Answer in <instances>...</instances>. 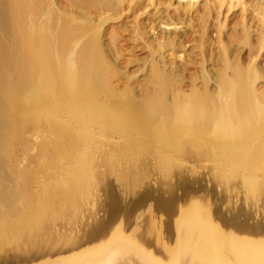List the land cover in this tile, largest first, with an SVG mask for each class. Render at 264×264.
<instances>
[{"label":"bare ground","instance_id":"6f19581e","mask_svg":"<svg viewBox=\"0 0 264 264\" xmlns=\"http://www.w3.org/2000/svg\"><path fill=\"white\" fill-rule=\"evenodd\" d=\"M104 156L264 194V0H0V264H264V226L197 196L129 223L150 199L146 168H113L119 191L100 177L91 223ZM75 197L94 212L80 201L90 224L65 238L48 219Z\"/></svg>","mask_w":264,"mask_h":264},{"label":"rangeland","instance_id":"374dc122","mask_svg":"<svg viewBox=\"0 0 264 264\" xmlns=\"http://www.w3.org/2000/svg\"><path fill=\"white\" fill-rule=\"evenodd\" d=\"M97 145H99V144H97ZM105 157V158H104ZM104 157H102V159L100 158V159H98V162L96 161H93L92 163H93V167L96 165V167H98L97 168V170L95 169L96 167H94L92 170H93V172L95 171L96 173V180L99 182V180H101L100 179V177H104V176H108V177H106L108 180L109 179H111L112 180V184H114V187L112 186L111 188L113 189H115V190H118L119 191V189H118V187L116 186V183L113 181L114 179H116V177H117V175H118V171H116V173H115V171H113L114 172V174L111 172V170H114L113 168H115V169H117V170H119V168H122L121 170H125V171H128V172H130V174L131 175H133V177H136L137 175H138V173L140 172V174L144 171V169H145V171L144 172H148V173H150V174H148V175H150V176H148L146 173H144L143 172V174H146L145 175V177H148V178H146V181L148 180V182L146 183L147 185H146V189L148 190V197L150 198V199H148L147 200V202H145V204L142 206H140V207H138L137 206V208L135 209V211L133 212V214L129 217V223H133L134 221H137L136 219H138V221L140 220V224H141V226L139 227V225H137L139 222H137V224L134 222V224L135 225H137L139 228H142V224L143 225H145V224H147V222H148V219H149V215H148V211H146L147 210V207H148V205H152L151 207H152V210H154V213L156 214V215H161L160 213H157V209H156V200H158V201H164V200H167V199H173V206H178V205H182L183 204V202H184V200H186V198L187 197H189V196H197V199H201V198H203V199H201V200H203V202L204 201H206L208 204H209V206H210V208L212 209V210H215V209H218L217 211V213H218V215L220 214L221 215V218H224V219H229V222L232 224V225H234V223H235V221H236V223H235V225H239L240 223L241 224H243L244 226H246L247 224V226H251V225H253L254 223H259L260 224V226L262 225V226H264V194L262 193V194H260V195H262L261 196V198H260V195L257 197V198H255V199H250V198H252L251 196H243V194L244 193H242V192H239V190L237 189L236 191H234V190H231V192H228V193H226V192H224V191H220L219 189H221L220 187L218 188L217 187V189H215V191L213 190V192H210V187L211 186H213V181H212V179H209V177L210 178H212V176H211V172H206V171H208V170H206L205 171V169H201V170H199L198 171V175L199 174H201L200 176H198V175H196L195 177V179H194V176H192L191 175V173L189 172V171H187V170H178L177 172L178 173H180V174H178V175H180L179 177H181L182 178V176L184 177V178H182V180H181V178L179 179L178 178V175L177 174H174V176H170V177H168V178H172L170 181H169V179H168V182H167V180H164L165 178L163 177V175H162V173H160L158 170H157V168L155 167L154 168V166H156V165H154L155 163H154V161H151V162H153L154 164H152L150 161H149V163H148V161H147V159L146 158H143L144 160V162L142 161L141 162V159L140 160H138V161H136L135 163H133V162H131L130 161V159H127L128 160V162H127V160H125V161H118V163H114L113 162V164H110V161H114V158H108V157H106V156H104ZM104 158V159H103ZM99 161H101V163L99 162ZM130 161V162H129ZM140 161V162H139ZM105 162V163H104ZM145 162L146 163H148V164H146L145 165ZM106 163H108V164H106ZM119 163H121V164H119ZM125 163H129L128 165L127 164H125ZM140 164L139 165V167L140 168H142V169H140L137 165L138 164ZM102 164H104L103 166H102ZM115 164V165H114ZM118 164L120 165L119 167H118ZM122 164H124V165H122ZM144 164V165H143ZM106 165V167H104ZM109 165L111 166V167H109ZM130 165V166H129ZM134 165H136V168L137 169H134L135 168V166H134V168H133V166ZM142 165V166H141ZM149 165H151V166H149ZM154 165V166H153ZM101 166V167H100ZM108 166V167H107ZM117 166V167H116ZM123 166V167H122ZM126 166H127V168H126ZM132 166V167H131ZM146 166V167H145ZM153 166V167H152ZM103 167V168H102ZM124 167H125V169H124ZM130 168V171H129V168ZM150 167H152L153 169H155V171H157V172H155V171H149V170H152V168H150ZM101 168V169H100ZM106 168L108 169V171L106 170ZM110 168V169H109ZM131 168L133 169V170H131ZM144 168V169H143ZM99 169V170H98ZM102 169H104V171H102V173L103 174H101L102 176H100V172H101V170ZM127 169V170H126ZM138 169H140V170H138ZM149 169V170H148ZM110 170V171H109ZM134 170H136V172L134 171ZM143 170V171H142ZM98 171H99V173H98ZM180 171V172H179ZM181 171H182V174H181ZM202 171H204V172H202ZM107 172V173H106ZM205 172H206V174H205ZM104 173H106V175L104 174ZM110 173V174H109ZM119 173H120V171H119ZM184 173V174H183ZM210 175H208V174ZM98 174V175H97ZM135 174V175H134ZM137 174V175H136ZM139 174V175H140ZM159 174H161L160 176H159ZM187 174V175H186ZM188 174H190V175H188ZM205 176H203V175ZM104 175V176H103ZM111 177H110V176ZM206 175H207V177H206ZM99 176V177H98ZM112 176H114V177H112ZM175 176H177L176 178H175ZM189 176V177H188ZM95 177H94V179H95ZM186 177V178H185ZM188 177V178H187ZM105 178V179H106ZM113 178V179H112ZM206 178V179H205ZM167 179V178H166ZM177 179H179V180H177ZM185 179V180H184ZM96 180H94V184L95 185H98V186H96V190H95V185H93L92 186V190L90 189V190H88L87 192L89 193V199H90V201H89V199L87 200V199H84L83 200V202L86 200V203L87 202H89V204L91 203V205L93 206H95L96 204L98 205L99 204V208L98 209H100V210H96V208H95V213H93L94 212V209H93V207L91 206H89V204H87L86 205V203H83L82 202V200H80V198L77 200L76 198L77 197H75V202L73 203V201H72V205L73 204H75L76 206H71V204H68L69 206H71V207H77L78 205V207L77 208H82V209H78L77 210V208H76V210L74 209V208H71V207H69V210L71 211V209H73V210H75V213L73 212L72 214L74 215V216H72V214H71V217H73V218H70V211H67L69 214L67 215V213L64 211V212H62L63 210H68V207H67V209L66 208H64L63 210H61L63 207L62 206H60V208H58L59 206H56L57 204L55 203L54 205L55 206H53L52 208H53V212H52V216H49L50 218L48 219V221H53L54 220V222H52V224L50 223V226L51 225H53V226H51V227H53V233H55V234H58V232H60L61 234H58V235H62L63 234V236H65V238H67V236L69 235V236H72V234L74 235V233H75V235H78L79 233L81 234V231H83V230H86L87 229V227H86V229H84L85 227L84 226H88V224H90L89 222H90V217H91V223H93V220H95V221H97V220H99V219H101V218H103V217H101V215L102 216H105L104 214H103V211H104V208H103V206L101 207L100 205V203L105 199V197L103 196V200H101L102 198V195H103V193L104 192H102L103 191V186L101 185V186H99V184H101V182H103L104 180H101L99 183H95V182H97ZM110 180V181H111ZM162 180V181H161ZM180 181V182H179ZM114 182V183H113ZM165 182V183H164ZM173 182V183H172ZM175 182V183H174ZM181 182H183V183H181ZM111 184V183H110ZM168 184V185H167ZM182 184H185V185H182ZM181 186V187H179V186ZM100 187V188H99ZM101 187H102V190H101ZM174 187V188H173ZM185 187V188H184ZM99 188V190H98V192L99 193H97L96 191H97V189ZM170 188V189H169ZM171 188L173 189V191L171 190ZM187 188V189H186ZM213 188V187H212ZM215 188H216V186H215ZM84 190H86V189H84ZM93 190H95L94 191V193L96 194V195H92L91 193L93 192ZM171 190V192H172V194H171V192L169 193V191ZM185 190V191H184ZM218 190V191H217ZM222 190V189H221ZM101 191V192H100ZM101 193V194H100ZM192 193V194H191ZM91 194V195H90ZM169 194V195H168ZM176 194V195H175ZM197 194V195H196ZM97 195L99 196L98 197V199H97ZM171 195V196H170ZM245 195V194H244ZM94 196V197H93ZM175 196V197H174ZM198 196H199V198H198ZM124 197H126V196H124ZM123 197V198H124ZM128 198H126V199H129V196H127ZM134 197V198H133ZM133 197H130V198H132V200L133 199H136V197H138L137 195H133ZM169 197V198H168ZM244 197H248V198H244ZM123 198L121 197V195L119 196V199L121 200V205H123ZM176 198V199H175ZM253 198H254V196H253ZM95 199V200H94ZM246 199V200H245ZM93 202H92V201ZM97 200H99V202L97 201ZM260 200V201H259ZM84 204L83 205V207H85L86 209H89L90 211H93V212H90L89 210L87 211L85 208H83L82 207V205H81V202ZM119 201V200H118ZM259 201V202H258ZM76 202H78V205H77V203ZM95 202V203H94ZM96 202H98V203H96ZM123 202V203H122ZM126 203H127V201H125ZM125 203V204H126ZM86 206H88V208L86 207ZM172 206V209L174 208ZM62 207V208H61ZM57 208L60 210V213H61V215L62 214H64V215H62V216H60L59 214H58V210H57ZM71 208V209H70ZM171 208V207H170ZM57 210V212H56V210ZM92 209V210H91ZM101 209H102V211H101ZM79 210H82V212L81 213H78V219H79V221H81V223L78 221V219L76 218V220L74 219V217H77V216H75V214L79 211ZM156 210V211H155ZM100 211V212H99ZM88 212H89V214H92V216H90L89 214H88ZM99 213L98 215L100 216V217H98L97 218V216H96V214L97 213ZM221 212V213H220ZM56 214V215H54V214ZM105 213V212H104ZM106 213H108V212H106ZM59 216H58V215ZM82 214V215H81ZM85 214V215H84ZM86 214H88V215H86ZM51 215V214H50ZM95 215V216H94ZM220 215H219V217H220ZM56 218V216L57 217H60V218H56L58 221L56 222V219H54V217ZM68 216H69V218H68ZM87 216V217H86ZM90 216V217H89ZM223 216V217H222ZM62 217V218H61ZM63 217H67V219L65 218V220L63 219ZM81 217H83V218H81ZM89 217V218H88ZM92 217H93V220H92ZM228 217V218H227ZM52 218V219H51ZM86 218H87V220H86ZM94 218H97V219H94ZM162 218H164V219H166L167 220V229H168V232L169 233H171L172 232V221H173V219H172V216L169 218V217H166L165 215H162ZM233 218V219H232ZM244 218H246V219H244ZM51 219V220H50ZM62 219V220H61ZM80 219H82V220H80ZM84 219H85V221H88V222H85L84 221ZM156 219L158 220V217H156ZM230 219H232V220H230ZM242 219V220H241ZM47 220V219H46ZM64 220V221H63ZM63 221V222H62ZM69 221H71V222H69ZM242 221V222H241ZM65 222V223H64ZM68 224H67V223ZM76 222V223H75ZM78 222V223H77ZM243 222H245V224L243 223ZM55 223V224H54ZM86 223H88L87 225H86ZM67 224V225H66ZM77 224V225H76ZM73 225H75V227L73 226ZM55 226V227H54ZM73 226V227H72ZM83 226V227H82ZM136 226V227H137ZM83 228V229H81V228ZM144 227V226H143ZM54 228H56L57 229V231L54 229ZM78 229H79V231H78ZM59 230V231H58ZM77 231H78V233H77ZM63 232V233H62ZM65 232H66V234H65ZM77 233V234H76ZM54 234V235H55ZM29 247H30V244L28 245V248L26 247H24V252H26L25 251V249L27 250V252H28V249H29ZM22 249H23V247H22ZM12 254H15V251H13V253H10L9 254V256H12V258H14V259H19V258H21V257H24L26 254H24L23 253V251H21L20 253L18 252V254L16 253L15 255H12ZM9 256H6V258H10ZM15 257H18V258H15ZM3 259H5V258H3ZM2 259V260H3Z\"/></svg>","mask_w":264,"mask_h":264}]
</instances>
